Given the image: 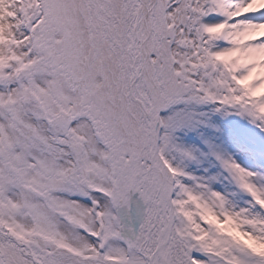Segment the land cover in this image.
I'll return each mask as SVG.
<instances>
[{
	"label": "snow or ice",
	"instance_id": "6c2138e0",
	"mask_svg": "<svg viewBox=\"0 0 264 264\" xmlns=\"http://www.w3.org/2000/svg\"><path fill=\"white\" fill-rule=\"evenodd\" d=\"M0 264H264V0H0Z\"/></svg>",
	"mask_w": 264,
	"mask_h": 264
},
{
	"label": "rangeland",
	"instance_id": "374dc122",
	"mask_svg": "<svg viewBox=\"0 0 264 264\" xmlns=\"http://www.w3.org/2000/svg\"><path fill=\"white\" fill-rule=\"evenodd\" d=\"M180 135L182 137H184L190 143L199 144V139L197 137V133L196 132H187L186 134L185 133H180Z\"/></svg>",
	"mask_w": 264,
	"mask_h": 264
}]
</instances>
